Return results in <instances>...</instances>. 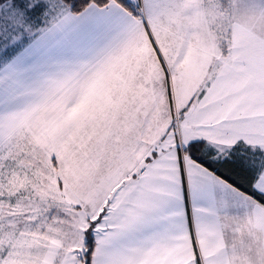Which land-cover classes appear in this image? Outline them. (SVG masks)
<instances>
[{"label":"snow or ice","instance_id":"1","mask_svg":"<svg viewBox=\"0 0 264 264\" xmlns=\"http://www.w3.org/2000/svg\"><path fill=\"white\" fill-rule=\"evenodd\" d=\"M0 264H264V0H0Z\"/></svg>","mask_w":264,"mask_h":264}]
</instances>
